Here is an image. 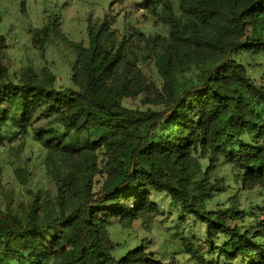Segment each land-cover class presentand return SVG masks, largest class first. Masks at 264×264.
<instances>
[{
    "label": "trees",
    "instance_id": "trees-1",
    "mask_svg": "<svg viewBox=\"0 0 264 264\" xmlns=\"http://www.w3.org/2000/svg\"><path fill=\"white\" fill-rule=\"evenodd\" d=\"M140 6L168 26L167 36L145 39L162 88L144 74L140 48L107 20L89 18L88 46L72 41L73 86L64 88L48 66L27 67L15 80L0 33V137L31 130L56 186L53 200L0 216V264H163L143 239L129 246L109 236L114 223L127 231L150 223L160 209L154 192L205 224L208 264H264V218L245 224L264 205L242 208L240 199L256 186L264 196V83L252 74L256 64L238 58L264 55V0ZM54 24L34 31L40 49ZM139 96L146 108L125 103ZM224 164L229 174L215 176ZM229 190L238 194L208 208ZM191 238L182 236L187 248Z\"/></svg>",
    "mask_w": 264,
    "mask_h": 264
},
{
    "label": "rangeland",
    "instance_id": "rangeland-1",
    "mask_svg": "<svg viewBox=\"0 0 264 264\" xmlns=\"http://www.w3.org/2000/svg\"><path fill=\"white\" fill-rule=\"evenodd\" d=\"M146 0H0V33L7 38L4 50L6 65L10 75L17 80L21 73L32 67L40 72L48 66L55 74V84L59 88L73 86L71 80L72 64L76 60L77 52L72 41L89 45L87 32L89 18L92 23L100 24L108 21L109 27L115 30L120 40L134 42L138 51V63L142 65L144 74L149 80H154L162 88L164 79L157 73L154 58L149 56L150 48L146 37L157 34L167 36L168 26L158 21V15L141 3ZM177 6L178 0H173ZM54 22V30L49 37L44 50L33 42L36 29ZM142 34H139V33ZM144 39L138 42L141 37ZM244 63L256 64L252 74L264 83V55L239 56ZM244 58V59H243ZM259 64V66H258ZM125 103L133 108H146L142 97L128 98ZM45 118L37 119L35 124L43 123ZM99 132L96 138L102 136ZM46 151L34 138L30 130L28 135L18 134L14 139L7 134L0 137V216L8 211L28 209L33 202L53 200L56 186L48 172L45 163ZM229 166L222 165L216 174H229ZM97 174L95 180L101 181ZM237 187L236 184H234ZM97 187V185H96ZM237 193L228 191L216 195L208 203V208H217L219 203H225L229 196ZM158 203L159 211L151 216V222L144 224L142 220L134 222L131 231L114 223L109 228L112 243L115 241H129L134 246L137 241L144 240L147 250L153 251L156 258L163 264H208L204 251L207 248L206 226L189 215L185 219L180 216V209L172 206L170 197L165 192L153 194ZM241 207L251 202L264 205V196L260 195L259 187L240 193ZM256 215L247 216L245 224H254L258 217L264 218V212L256 209ZM60 229L55 228L47 236ZM191 238L190 246H185V240ZM137 239V240H136ZM196 251V252H195ZM116 254L121 249L115 250ZM223 264L222 259L219 262ZM215 264V261L211 262Z\"/></svg>",
    "mask_w": 264,
    "mask_h": 264
}]
</instances>
